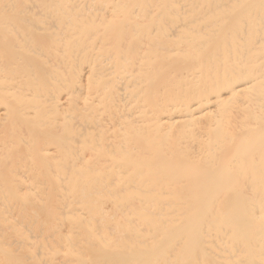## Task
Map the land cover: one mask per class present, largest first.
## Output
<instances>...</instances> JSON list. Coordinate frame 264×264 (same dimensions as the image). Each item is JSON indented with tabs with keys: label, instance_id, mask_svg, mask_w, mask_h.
<instances>
[{
	"label": "bare ground",
	"instance_id": "1",
	"mask_svg": "<svg viewBox=\"0 0 264 264\" xmlns=\"http://www.w3.org/2000/svg\"><path fill=\"white\" fill-rule=\"evenodd\" d=\"M0 264H264V0H0Z\"/></svg>",
	"mask_w": 264,
	"mask_h": 264
}]
</instances>
